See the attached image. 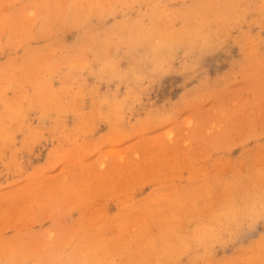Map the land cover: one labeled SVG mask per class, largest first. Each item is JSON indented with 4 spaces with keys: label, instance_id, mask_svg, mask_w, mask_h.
<instances>
[{
    "label": "rangeland",
    "instance_id": "374dc122",
    "mask_svg": "<svg viewBox=\"0 0 264 264\" xmlns=\"http://www.w3.org/2000/svg\"><path fill=\"white\" fill-rule=\"evenodd\" d=\"M0 264H264V0H0Z\"/></svg>",
    "mask_w": 264,
    "mask_h": 264
},
{
    "label": "bare ground",
    "instance_id": "6f19581e",
    "mask_svg": "<svg viewBox=\"0 0 264 264\" xmlns=\"http://www.w3.org/2000/svg\"><path fill=\"white\" fill-rule=\"evenodd\" d=\"M254 209V208H253ZM250 210V209H249ZM238 212V211H237ZM238 214V213H237ZM235 216V215H234Z\"/></svg>",
    "mask_w": 264,
    "mask_h": 264
}]
</instances>
